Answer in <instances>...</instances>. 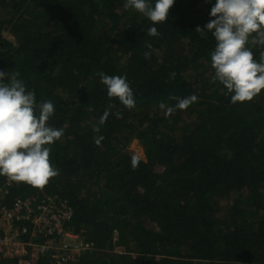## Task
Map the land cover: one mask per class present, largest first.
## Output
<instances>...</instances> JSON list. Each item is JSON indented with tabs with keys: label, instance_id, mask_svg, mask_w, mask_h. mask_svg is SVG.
<instances>
[{
	"label": "trees",
	"instance_id": "1",
	"mask_svg": "<svg viewBox=\"0 0 264 264\" xmlns=\"http://www.w3.org/2000/svg\"><path fill=\"white\" fill-rule=\"evenodd\" d=\"M123 3L0 0V70L18 72L38 102L50 100L48 123L64 130L50 146L58 174L42 188L6 186L7 197L68 201L69 229L84 230L96 248L74 264H264V90L233 104L213 82L216 42L195 30L211 19L205 0H175L155 37ZM248 46L259 60L264 47ZM99 72L127 77L133 109L107 96ZM191 95L197 100L170 116L158 106ZM132 139L146 161L126 151ZM230 192L238 198L218 217L215 198Z\"/></svg>",
	"mask_w": 264,
	"mask_h": 264
},
{
	"label": "clouds",
	"instance_id": "2",
	"mask_svg": "<svg viewBox=\"0 0 264 264\" xmlns=\"http://www.w3.org/2000/svg\"><path fill=\"white\" fill-rule=\"evenodd\" d=\"M175 0H124L125 10H134L151 22L147 35L158 36L156 25L167 21ZM211 4V19L195 29L201 36L210 32L215 40L211 52L213 82L224 86L231 103L251 101L264 90V52L254 58L249 44L264 47V0H206ZM151 48V46H149ZM148 59L151 51L145 52ZM109 98H116L124 107H135L134 93L126 76L98 73ZM174 77V73L171 74ZM18 72L0 70V176L42 188L58 174L51 165V145L64 134L51 126L55 106L50 100L38 102ZM197 100L195 95L180 98L174 105L159 103L166 116L185 110ZM105 112L98 121H106ZM119 115V114H117ZM135 164V161H133Z\"/></svg>",
	"mask_w": 264,
	"mask_h": 264
},
{
	"label": "built area",
	"instance_id": "3",
	"mask_svg": "<svg viewBox=\"0 0 264 264\" xmlns=\"http://www.w3.org/2000/svg\"><path fill=\"white\" fill-rule=\"evenodd\" d=\"M15 182L5 176L0 185V264H74L96 250L84 230L69 229L68 201L49 194L9 199L5 187Z\"/></svg>",
	"mask_w": 264,
	"mask_h": 264
},
{
	"label": "rangeland",
	"instance_id": "4",
	"mask_svg": "<svg viewBox=\"0 0 264 264\" xmlns=\"http://www.w3.org/2000/svg\"><path fill=\"white\" fill-rule=\"evenodd\" d=\"M4 36H6L8 38H12L8 32H4ZM182 117L184 120H187V121H192V120H195V118H196V116L194 114H190V113H183ZM126 151H128L131 155L146 161L144 148L139 143V141L137 139H132L130 141L129 145L127 146ZM154 170L160 173V172H162V167L159 164H155ZM236 198H238L237 192H230L226 196H217L215 198L217 203H218V206L220 207V211L218 212V217H222L223 215H225L223 209L227 205L231 204ZM143 222H144L145 226H147L148 228H151L154 230L157 229L156 225L154 223L150 222L147 218H144ZM116 239H117V235L115 234L114 240H116ZM115 251L116 252H125V247L117 246V247H115Z\"/></svg>",
	"mask_w": 264,
	"mask_h": 264
}]
</instances>
